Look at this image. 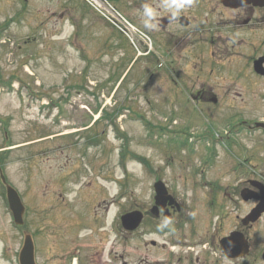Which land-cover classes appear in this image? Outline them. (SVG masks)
Listing matches in <instances>:
<instances>
[{"label":"rangeland","instance_id":"374dc122","mask_svg":"<svg viewBox=\"0 0 264 264\" xmlns=\"http://www.w3.org/2000/svg\"><path fill=\"white\" fill-rule=\"evenodd\" d=\"M115 1L142 29L145 0ZM155 47L136 57L129 39L82 0H0V148L9 147L0 158L18 173L27 208L40 211L63 193L64 264L72 256L90 264L98 239L108 247L114 231L120 236L121 216L146 197L149 204L154 173L170 183L197 172L201 182H223L238 161L227 154L236 140V124L225 131L227 110L173 90L172 59Z\"/></svg>","mask_w":264,"mask_h":264},{"label":"flooded vegetation","instance_id":"af4514ba","mask_svg":"<svg viewBox=\"0 0 264 264\" xmlns=\"http://www.w3.org/2000/svg\"><path fill=\"white\" fill-rule=\"evenodd\" d=\"M156 1L158 26L142 29L172 59L168 84L188 103L227 110L226 133L236 124L235 144L227 154L238 161L223 182L206 178L201 182L197 172L191 178L175 175L187 181L170 183L154 173L149 204L146 197L144 207L138 208L143 213L140 227L121 231L119 237L114 231L108 247L105 238L98 239L90 264H264V0L239 1L236 8L222 0H193L177 19L165 11L168 0ZM145 2L142 13L145 7L155 13L156 3ZM141 45L150 56L156 52L155 47ZM233 83L236 99L230 88ZM17 176L4 167L1 157L0 259L20 264L25 236L31 234L36 264H64L63 193L53 195L40 211L33 208L34 214L26 207L21 224L7 198L9 186L18 190ZM158 181L167 194L155 207ZM165 220L171 223L162 229ZM77 223L79 219L68 228ZM137 233L141 242L133 249L131 238ZM131 252L139 253L135 262ZM74 258L67 257L66 264H74Z\"/></svg>","mask_w":264,"mask_h":264},{"label":"water","instance_id":"95a60500","mask_svg":"<svg viewBox=\"0 0 264 264\" xmlns=\"http://www.w3.org/2000/svg\"><path fill=\"white\" fill-rule=\"evenodd\" d=\"M233 1L235 0H224V2L228 5H230V2L233 3ZM234 5L236 6L237 4ZM155 188L158 193L156 197L157 205H160V200L163 199L164 194H166V192L163 191L164 185L160 182L155 185ZM8 199L15 216L20 219V222H22L25 208L18 193L12 188H9ZM142 218L143 216L140 212L134 211L125 214L121 219L125 229L135 230L140 225ZM21 264H36L34 259L33 242L30 236H26L25 244L21 251Z\"/></svg>","mask_w":264,"mask_h":264},{"label":"clouds","instance_id":"9594fccd","mask_svg":"<svg viewBox=\"0 0 264 264\" xmlns=\"http://www.w3.org/2000/svg\"><path fill=\"white\" fill-rule=\"evenodd\" d=\"M193 0H168L166 5L167 9L172 12V19H177L179 12L188 6H191ZM144 27L149 30H155L157 28L156 15L149 8L145 7L142 13ZM171 223L169 220H165L161 225V228L168 227Z\"/></svg>","mask_w":264,"mask_h":264},{"label":"bare ground","instance_id":"6f19581e","mask_svg":"<svg viewBox=\"0 0 264 264\" xmlns=\"http://www.w3.org/2000/svg\"><path fill=\"white\" fill-rule=\"evenodd\" d=\"M109 214V209L107 210V215Z\"/></svg>","mask_w":264,"mask_h":264}]
</instances>
